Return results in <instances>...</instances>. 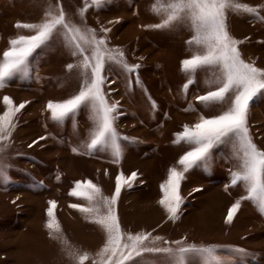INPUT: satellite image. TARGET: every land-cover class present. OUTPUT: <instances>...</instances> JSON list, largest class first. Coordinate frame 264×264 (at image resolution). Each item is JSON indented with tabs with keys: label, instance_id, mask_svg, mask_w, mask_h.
<instances>
[{
	"label": "rangeland",
	"instance_id": "374dc122",
	"mask_svg": "<svg viewBox=\"0 0 264 264\" xmlns=\"http://www.w3.org/2000/svg\"><path fill=\"white\" fill-rule=\"evenodd\" d=\"M241 2L258 8L259 17H264V0ZM57 3L73 24L95 29L110 48L123 50L130 65H141L128 73L106 64L103 73L109 102H119L115 127L130 139L121 141L123 155L116 161L108 151L86 153L83 145L92 127L87 107L63 124L52 121L47 103L66 100L80 89L81 70L66 66L77 64L81 57L73 56L59 35L38 49L30 58L29 73L15 75L0 89V114L5 111V96L17 106L25 104L14 117L11 139L0 143L4 149L0 161L11 166L7 169L10 179L0 181V264H78L77 256L83 253L89 254L84 264L98 261L106 233L85 213L70 207L87 201L69 193L76 181L91 180L110 197L121 172L126 177L137 173L131 187H122L115 205L125 232L150 233L147 246H153L156 236L162 238L156 242L159 247H176L164 241L216 245L221 258L231 264H241V258L230 250L242 248L249 253L243 264H264V214L249 200H242L232 222H226L232 204L246 195L243 185L230 183V174L238 166L230 143L214 147L206 165L201 163L185 174L178 219H170L159 204L160 185L169 169L181 170L178 160L193 148L175 143L174 134L185 124H194L201 114L218 115L228 106L205 107L196 99L215 90L207 84L213 77L206 69L184 88L188 75L181 70V62L195 51L186 43L191 31L183 24L168 29L146 27L161 20L150 10L153 0H111L99 9L89 7L83 16L85 0H0V56L11 38L34 34L15 27L18 22L38 23ZM227 23L230 34L243 41L238 46L243 59L264 68V20L255 14L229 13ZM190 107L195 110L186 111ZM248 125L254 143L264 150V94L250 102ZM52 200L61 225L55 239L46 227ZM129 264H164V257L145 253ZM191 264H200L199 258L193 257Z\"/></svg>",
	"mask_w": 264,
	"mask_h": 264
},
{
	"label": "snow or ice",
	"instance_id": "6c2138e0",
	"mask_svg": "<svg viewBox=\"0 0 264 264\" xmlns=\"http://www.w3.org/2000/svg\"><path fill=\"white\" fill-rule=\"evenodd\" d=\"M106 3H111V0H85L80 14L83 16L89 7L99 9ZM150 10L160 16L161 20L146 27L168 29L183 24L192 33L186 43L190 49L194 46L195 51L190 58L181 62V70L188 75L184 88L187 89L195 82L198 71L206 69L213 77L207 84L209 87L215 86V90H209L196 99L205 107L228 104L218 115L206 117L201 114L194 124H185L182 131L174 134L175 143L184 142L193 145V148L178 160L181 170L176 167L169 169L167 179L160 185L162 197L159 204L166 209L170 219H178L177 213L183 203L180 186L186 178L185 174L201 163L206 165L214 147L230 143L233 156L238 161L236 170L230 174V183L231 186L243 185L246 195L232 204L226 222H232L242 200H249L264 214V150L254 143L248 125L250 102L264 94V68L243 59L238 47L243 41L230 34L227 23L229 13L255 14L262 20L264 17H259L258 8L242 3L241 0H153ZM15 27L34 34L17 35L9 40L8 48L0 56V89L15 75H27L30 58L55 35H59L65 46L72 50V55L81 57L77 64H68L66 67L68 70L79 68L82 81L76 95L60 102L47 103L50 118L63 124L72 119L82 107H87L92 127L89 139L83 145L86 153L108 151L118 161L123 155L124 146L121 141L130 138L121 136L115 127L119 102H109L103 89L106 79L103 73L106 64L117 65L128 73H134L141 65H130L123 50L110 48L106 37H98L95 29L69 21L59 3L50 5L40 22H18ZM101 31L107 33L110 29ZM136 83H141L138 76ZM3 103L5 111L0 114V143L11 139L16 128L14 117L25 107L24 103L15 105L8 96L3 97ZM190 110L195 109H186ZM3 150L0 147V152ZM73 151L78 150L74 148ZM9 167L0 161V181L10 179L7 174ZM136 179V172L127 177L122 172L118 174L115 191L110 197L105 196L101 188L91 180L76 181L70 191L69 195L87 201L86 205L72 204L70 207L85 213L106 233V242L97 254L100 259L93 261V264H129L145 253L162 255L164 264H191L193 257L199 258L200 264H231L230 260L221 258L217 252L219 246L216 245H186L183 241H164V244L171 243L176 247H159L155 245L162 238L156 236L151 240L153 246H147L145 242L149 240L150 233L132 234L122 230L115 205L122 187H131ZM55 208L56 201H49L46 227L54 239L58 238L55 234L61 233ZM230 251L241 258V264L249 256L242 248H232ZM88 259V253L77 256L78 264H84Z\"/></svg>",
	"mask_w": 264,
	"mask_h": 264
}]
</instances>
